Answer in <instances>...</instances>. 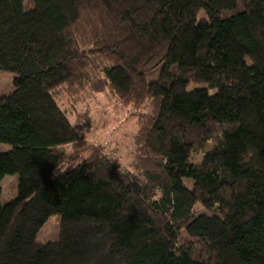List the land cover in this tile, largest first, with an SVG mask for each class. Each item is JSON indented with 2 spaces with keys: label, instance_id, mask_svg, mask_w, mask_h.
Returning a JSON list of instances; mask_svg holds the SVG:
<instances>
[{
  "label": "trees",
  "instance_id": "trees-1",
  "mask_svg": "<svg viewBox=\"0 0 264 264\" xmlns=\"http://www.w3.org/2000/svg\"><path fill=\"white\" fill-rule=\"evenodd\" d=\"M25 1L0 0V72L14 75L0 198L5 177L19 180L0 201V264H264V0ZM92 67L149 108L131 171L82 148L56 99ZM56 214L59 240L37 244Z\"/></svg>",
  "mask_w": 264,
  "mask_h": 264
},
{
  "label": "rangeland",
  "instance_id": "rangeland-1",
  "mask_svg": "<svg viewBox=\"0 0 264 264\" xmlns=\"http://www.w3.org/2000/svg\"><path fill=\"white\" fill-rule=\"evenodd\" d=\"M33 7V0L25 1L24 9L26 11L33 9ZM201 17H203V12L199 14L198 19ZM159 73L160 67L149 71L146 75L147 81L149 83L155 82ZM83 76L84 79L88 80L78 87L76 94L68 93L69 88L68 91L61 89L56 93L59 105L68 115L71 124L84 137L85 143H82V148L83 146L87 148L96 146L106 154L118 158L123 170L131 171L135 161V137L139 129L140 115L148 114L147 104L136 108L133 105L123 103L124 101L114 95L113 90L106 84L105 77L99 67L89 68ZM13 81V74L0 72V95L7 96L12 93L14 90ZM153 108L154 106L151 110ZM215 143L216 141H212L204 150L195 153L191 161L199 163ZM10 150V146L0 144V153H6ZM62 150L66 156L71 157L73 160L71 163L78 159V151L73 146H65ZM88 154L85 153L83 158ZM18 182L17 176H7L3 179L0 198L3 206L17 198ZM184 183L188 188L192 187L191 180H184ZM194 214L197 216L212 215L200 204L195 207ZM60 223L61 216L59 214L49 218L36 237L37 244L46 245L57 242L60 238Z\"/></svg>",
  "mask_w": 264,
  "mask_h": 264
}]
</instances>
